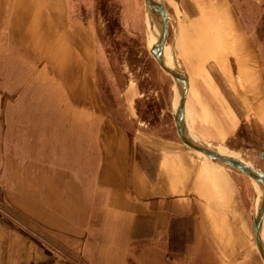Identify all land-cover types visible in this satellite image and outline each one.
<instances>
[{"label":"crops","instance_id":"1","mask_svg":"<svg viewBox=\"0 0 264 264\" xmlns=\"http://www.w3.org/2000/svg\"><path fill=\"white\" fill-rule=\"evenodd\" d=\"M216 2L227 5V0ZM62 5L63 0H0V39L6 37L3 45L17 46L38 58L39 64H46L57 84L70 87L76 107L89 96L84 87L88 84L84 64L77 58L83 38L74 34L75 44L69 47L66 14L62 28ZM182 18L196 20L185 11ZM176 33V48L193 47L196 30ZM243 41L241 31V47ZM14 58L13 54L11 60L2 57L1 64H36ZM176 65V72L189 83L181 121L185 137L264 176L263 169L244 158L260 155L259 93L254 98V91L247 90L241 96L236 91L242 88L244 92V88L237 86L235 96L246 108L240 111L218 86L210 64ZM215 65L229 84L225 70L231 64L223 68ZM234 65L236 73L231 66L230 78L241 81L243 64ZM47 110L44 106L41 115L34 112L33 116H49ZM94 114L99 111L92 110ZM102 139L91 155L84 156L82 144L78 148L76 176L70 178V188L67 153H59L53 161L46 140L33 139L31 146L29 141L25 177L18 173L20 157L15 150L19 144H13L6 164L19 166L10 176L5 173L2 180L15 182L25 177L28 190L7 189L12 207L27 213L37 228L54 235L65 247H72L87 264H260L254 229L259 192L249 176L188 148L174 135L165 138L109 122ZM96 140L101 141L100 135ZM51 164L60 167L58 172L51 173ZM85 164L90 168L86 173ZM85 199L96 216L86 238ZM35 228L0 212V264H69Z\"/></svg>","mask_w":264,"mask_h":264},{"label":"rangeland","instance_id":"2","mask_svg":"<svg viewBox=\"0 0 264 264\" xmlns=\"http://www.w3.org/2000/svg\"><path fill=\"white\" fill-rule=\"evenodd\" d=\"M158 3L160 10L163 9L169 18L164 46L172 52L176 64H210L209 69L218 86L226 92L233 105H238L240 111L246 108L235 96L236 92L242 96L247 90H253L254 98L259 93L260 155L255 153L244 158L264 170V0H227L226 6H219L216 0L207 1L206 5L204 0H159ZM62 6V28L65 27L66 14L69 47L75 44L74 34H81L83 38V50L78 47L77 58L84 64L85 82L88 83L84 87L88 88L89 96L73 107L75 102L70 87L57 84L53 72L45 69L46 64H39L38 58L34 59L17 46L3 45L6 37L0 39V212L25 227H36L41 237L50 240L54 249L69 264H87L72 247H65L54 235L37 228L27 213L19 212L9 201L8 188L28 190V181L24 178L29 172V141L31 146L33 139L37 142L46 140L45 145L51 148L53 161L59 158V153H67V183L70 188V178L76 176L78 148L82 144L84 156L93 154L94 148L96 151L102 144L103 132L109 122L135 129L136 132L148 130L165 138L174 135L181 143L175 124L176 82L160 68L151 54L153 46L144 0H63ZM57 10L60 11L59 7ZM184 11L196 20H184ZM223 12L228 16L225 17ZM188 28L197 31L195 44L179 50L174 46V34ZM162 30L163 25L157 32L160 36ZM241 31L244 36L242 47ZM77 42L79 44V38ZM12 54L17 61H36V64H1L2 57L11 60ZM215 64H220L221 68L231 64L234 73V64H243V69H239L243 78L241 81L239 77L237 80L230 78L232 69L229 66V69H224L229 85ZM240 84L244 92L242 88L235 92ZM183 96L184 93L181 100ZM244 102L251 107L250 100L245 98ZM44 106L48 108L49 116L34 117V112L41 115ZM92 110L99 111V114L92 116ZM33 129L34 133H30ZM99 135L100 142L96 140ZM13 144H19L15 152L20 157V166L10 162L6 164ZM18 166V173H25L23 180L22 176L15 182L2 180L5 173L10 176ZM50 167L51 173L60 169L55 164ZM87 167L85 164V173L90 170ZM257 200L258 215L260 193ZM82 206L86 238L87 228L90 223H95L96 216L86 199ZM260 264H263L262 260Z\"/></svg>","mask_w":264,"mask_h":264},{"label":"water","instance_id":"3","mask_svg":"<svg viewBox=\"0 0 264 264\" xmlns=\"http://www.w3.org/2000/svg\"><path fill=\"white\" fill-rule=\"evenodd\" d=\"M145 1V5L147 6V8L151 11L154 12V14L160 19V21L163 24V30L160 36L159 41L157 42V44H155V46L152 48L151 50V54L153 55V57L156 59L158 65L160 66V68L167 73L169 76H171L173 78V80L184 87V96L180 102V105L175 113V122H176V128H177V133L178 136L180 138V140L183 142L184 145H186L188 148L203 154L204 156L214 159V160H219L221 162H223L224 164H227L237 170H239L240 172H242L243 174L249 176L254 182H256L258 185L262 186V188L264 189V178H262L259 174H257V171L254 170L253 168L249 167L248 165L234 160L232 158L223 156L221 154H218L216 152L210 151L208 149L205 148H201L195 144H193L192 142H190L185 135L182 132V125H181V121H182V115H183V110L185 107V103L187 101V95H188V91H189V83H188V79L173 70H170L169 68H167V66L165 65V62L163 60L162 55L159 54V49L161 47L164 46L166 40H167V36H168V30H169V18L167 13H164L163 11H160V7H158L152 0H144ZM263 215H264V204L261 207V209L259 210L258 215H256L255 219H254V229H255V241H256V246L258 249V252L261 256V259L264 262V250L263 247L261 245V241L259 239V227L262 224V220H263Z\"/></svg>","mask_w":264,"mask_h":264},{"label":"bare ground","instance_id":"4","mask_svg":"<svg viewBox=\"0 0 264 264\" xmlns=\"http://www.w3.org/2000/svg\"><path fill=\"white\" fill-rule=\"evenodd\" d=\"M158 7H161L160 6V4L158 3L159 2V0H152ZM147 10H148V21H149V31H150V35H149V37H150V39H151V41H152V46L154 47L155 46V44H157V42L159 41V39H160V34L159 33H157V32H159L160 31V27H161V25H163L162 24V22L160 21V19L154 14V12L153 11H151V10H149L148 8H147ZM160 11H163V9L162 10H160ZM157 34V35H156ZM152 47V48H153ZM163 51H164V53H163ZM159 54L160 55H162V57H163V60H164V62L166 63V64H168L169 66H171L172 68V70L173 71H176V70H174V68L176 67V63L173 61V55H172V52L171 51H169V49H167L165 46H163V47H161L160 49H159ZM184 87H183V89H182V87H181V85H179V84H177L176 83V87H175V95H176V103L175 104H177L176 105V110L178 109V107H179V103L181 102V97H182V94L184 93ZM181 91H182V93H181ZM181 125H182V123H181ZM182 128V127H181ZM183 131V130H182ZM196 144V143H195ZM258 185V184H257ZM258 188H259V193H260V203L261 204H259V207H262L263 205H262V201H263V188L260 186V185H258ZM257 188V189H258ZM264 204V203H263ZM261 209V208H260ZM264 229H263V227L262 226H260L259 227V231H258V234H259V239H260V241H261V245H262V247H263V250H264V231H263Z\"/></svg>","mask_w":264,"mask_h":264}]
</instances>
